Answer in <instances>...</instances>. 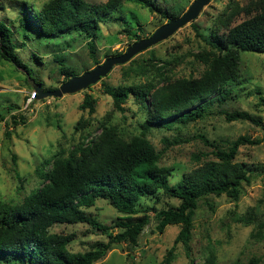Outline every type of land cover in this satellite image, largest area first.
Wrapping results in <instances>:
<instances>
[{"label":"rangeland","instance_id":"1","mask_svg":"<svg viewBox=\"0 0 264 264\" xmlns=\"http://www.w3.org/2000/svg\"><path fill=\"white\" fill-rule=\"evenodd\" d=\"M49 0H0V19L11 22L22 8L28 5L40 8ZM102 3L106 0H86ZM162 10L172 8L185 12L194 0H155ZM259 0H211L199 16L179 28L168 38L136 54L126 64L116 65L100 81L85 90L62 97L39 98L36 83L23 68L10 61L0 60V112L12 106L0 121V202L21 204L27 197L45 186L44 173L54 166V156L65 155L78 144L96 140L103 125L115 126L119 134L131 140L142 131L147 118L144 106L131 95L125 102L124 111L114 107L113 99L104 92L105 85H134L152 83L161 86L167 80L199 77L207 64L196 54L209 50L210 46L196 32L210 38L213 30L222 33L226 18L235 16V22L247 18L244 7L253 10ZM30 10V8H28ZM254 11V10H253ZM182 13V14H183ZM181 14V15H182ZM168 22L161 12L150 10L131 0H125L112 16L100 23L96 35L73 31L57 37L40 39L34 34L24 36L25 29L16 26L15 40L21 60L35 70L41 90L56 89L64 82L60 63L55 56L77 75L103 63L109 56L124 53L138 37L146 38ZM129 30L130 32H128ZM27 32V31H26ZM30 33V32H28ZM35 36V37H34ZM95 43V58L89 44ZM233 94L222 104L215 103L207 115L195 122L176 124L171 130L153 128L147 135L157 150L166 147L164 138L178 143L164 150L159 163L171 168L169 183H177L185 173L207 160L215 159L211 151L197 135H205L219 147L227 148L241 135L260 139L259 144L240 146L236 160L251 169V181L242 184V194L235 201L223 194L207 195L199 201L191 234V253H186L182 243L175 248L172 264H203L212 251L215 264H264V129L250 121H227L222 111L245 110L264 123V53L244 51L241 53L240 77L232 86ZM89 95L95 106L93 113L81 109L80 104ZM148 101H150L148 99ZM12 115L17 118L15 124ZM25 122H21L23 119ZM82 124L77 127L79 119ZM50 160V162H48ZM177 198L159 191L156 196H144L141 207L177 206ZM87 211L95 214L101 222L112 224L123 214L107 200H97ZM151 221L139 236L138 244L113 243L107 255L94 264H162L167 251L174 245L180 225H168L164 232L156 228L155 212ZM249 222L240 220L249 216ZM53 232L71 238L68 247L74 252L89 250L97 241H108L107 234L87 223L55 224ZM119 231L113 229L114 233ZM0 264H7L0 259ZM11 264H19L12 261Z\"/></svg>","mask_w":264,"mask_h":264},{"label":"trees","instance_id":"2","mask_svg":"<svg viewBox=\"0 0 264 264\" xmlns=\"http://www.w3.org/2000/svg\"><path fill=\"white\" fill-rule=\"evenodd\" d=\"M124 1L49 0L40 8L28 5L11 22L0 19V60L23 68L29 78L41 84L35 70L31 71L19 57L18 49L26 43L18 45L14 28L23 27L27 31L24 36L33 32L40 39L79 31L91 35L93 40L100 23L111 17ZM131 1L150 12H161L168 20L183 13L172 8L162 10L155 0ZM242 10L247 18L235 22L240 13L237 10L235 16L223 21L224 31L213 30L210 38L195 26L197 34L210 46L209 50L196 54L207 64L201 76L167 80L161 86L152 83L104 86V92L112 97L117 110L124 111L123 105L131 95L144 106L147 118L142 131L126 140L115 126L103 125V131L96 140L76 145L68 155L61 152L54 156L53 169L43 174L45 186L37 193L18 205L0 202V259L7 264L12 261L19 264H94L107 255L113 243L137 245L140 234L151 221V210L155 212L158 231L164 232L171 224L180 225L174 245L167 251L162 264H172L178 243H182L190 255V239L199 201L207 195L223 194L237 201L242 194V184L251 181L252 169L237 161L236 155L240 146L259 144L261 140L241 135L223 148L205 135H197L207 146L213 147L211 154L215 159L205 161L171 185L172 169L159 161L164 150L180 139L170 141L164 138L166 147L159 151L147 133L153 128L171 130L176 124L195 122L204 118L215 103L222 104L231 98L232 86L240 77L241 53H264V0H259L254 11L250 7ZM89 48L92 58L96 59L94 41ZM119 54L122 53L116 55ZM55 59L60 63L64 81L77 75L63 63L62 57L55 56ZM262 101L264 103V99ZM11 108L6 107L0 112V121ZM80 108H88L93 113V99L86 95ZM222 113L227 121H250L264 129V123L248 111ZM17 118L12 115L15 124L19 123ZM20 120L25 122L24 118ZM82 121L83 118L79 119L76 128ZM159 191L177 198L180 203L160 209L141 207L144 196H156ZM100 199L107 200L123 216L112 224L101 222L95 214L87 211ZM249 219L250 215L240 220L249 222ZM64 223H87L107 234L108 241H97L89 250L74 252L68 247L70 237L51 230L53 225ZM115 228L119 229L117 233L113 232ZM215 263L216 254L212 251L203 264ZM251 264H256V261Z\"/></svg>","mask_w":264,"mask_h":264},{"label":"water","instance_id":"3","mask_svg":"<svg viewBox=\"0 0 264 264\" xmlns=\"http://www.w3.org/2000/svg\"><path fill=\"white\" fill-rule=\"evenodd\" d=\"M210 1L211 0H194L181 16L169 19L167 23L157 28L151 36L135 41L126 49L124 53L109 56L103 63L98 64L94 68L86 70L82 74L74 75L61 83L56 89L43 91L41 90L40 84L35 83L34 88L37 92H39V98H59L65 94H72L89 88L91 85L100 81L101 78L105 77L114 66L126 64L139 52L144 51L152 45L168 38L179 28L195 20Z\"/></svg>","mask_w":264,"mask_h":264}]
</instances>
